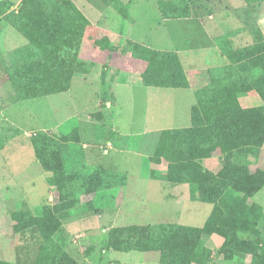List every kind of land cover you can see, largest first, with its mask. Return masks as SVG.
Returning a JSON list of instances; mask_svg holds the SVG:
<instances>
[{"label":"trees","instance_id":"1","mask_svg":"<svg viewBox=\"0 0 264 264\" xmlns=\"http://www.w3.org/2000/svg\"><path fill=\"white\" fill-rule=\"evenodd\" d=\"M104 1L119 6L117 0ZM9 3L0 0V5L6 8ZM119 11L129 17L123 6ZM6 18L14 31L27 40L0 54L18 98L34 99L67 91L89 26L86 15L73 0H22L20 9ZM135 53L148 62L143 76L145 85L190 86L175 51L136 44ZM229 59L230 63L224 67L199 71L200 87L195 92L197 104L192 108V126L164 130L156 154L151 157L157 164L163 158L169 161L167 173L159 174L153 169V178L187 184L193 199L213 204L212 214L203 227L180 223L134 226V248L159 251L162 264H203L209 253L206 228L222 238L220 253L228 260L251 256V264H264V238L259 231L263 206L249 203L252 194L264 185V170L258 167L264 147V105L244 108L240 103V98L250 93L259 94L264 101L263 33L257 32L251 45L232 51ZM31 138L37 157L49 173V184L62 192L80 178L81 170L68 172L64 167L61 138L44 130L33 132ZM216 153L223 155L217 174L203 164L205 158ZM100 170L93 171L89 185L81 187L85 193L100 187ZM74 203L75 199L53 208L44 205L37 216L28 217L29 213L24 211L13 214L18 221L16 231L38 227L43 237L39 249L41 263H47L46 257L55 253L57 257L48 263L80 264L53 238L61 225L59 214ZM0 264L8 263L0 260Z\"/></svg>","mask_w":264,"mask_h":264},{"label":"crops","instance_id":"2","mask_svg":"<svg viewBox=\"0 0 264 264\" xmlns=\"http://www.w3.org/2000/svg\"><path fill=\"white\" fill-rule=\"evenodd\" d=\"M73 1L86 15L89 20V26L85 31L78 52L75 72L67 91L34 99L21 100L18 98L17 92L9 80L2 61H0V260L8 264H27L25 259L28 258L31 244L35 243L38 251L43 244V237L37 226L16 231L15 225L18 221L13 217V214L18 211L28 212V217L30 215L37 216L40 214L35 213L34 210L42 208L44 205H50L53 208L65 200L75 199L76 203L64 208L61 214H59L61 225L54 233L53 238L80 264H100L99 260L103 253L101 251H92L98 245L93 244L91 239L99 241L98 243L101 246L102 242L104 243L108 237L105 235L106 231L112 227L181 223V220H177L176 217L172 219L175 221L169 220L168 217L165 219L166 221L150 223L137 206V203L146 199L142 195H137L138 192H142L141 189L133 193H127L126 182L121 187L117 183L113 185L110 182L112 177L118 178L119 174H123V172L113 167L115 164L114 159L108 156L116 144L110 138V130L117 128V124L114 123V127L111 129L106 124V113L113 108L114 104L119 106L123 103L120 99L123 94L128 98L129 103L132 104V109L135 110V105L138 102L136 89H142L143 87L144 90H141L140 94L147 98L148 105H144L143 103L140 105L144 107L142 119L147 123L150 102L152 99H158L162 93L156 89L170 91L184 89L189 94L191 93L195 100L189 110L188 123L184 125L174 123L172 126L162 129L191 127L192 108L197 104L195 92L200 87L198 79L199 71L221 68L228 65L230 63L229 54L232 51L251 45L255 41V34L257 32H262L264 35V0H228L224 2L216 0L217 2L214 1L213 3L200 0L198 4L190 7L189 12H186V4L183 3L179 6L183 1L186 3L185 0H178L177 3L175 2L176 0H117L119 6L112 3L111 5L104 0ZM120 6H123L128 11L129 17H126L119 11ZM133 9L136 10V13L133 12ZM139 9H143V11L139 12ZM148 9L151 10L148 11ZM178 10H182V12ZM114 11L122 17L129 19L134 26H137L139 23L151 25L158 22L159 25L164 26L165 34L162 38H159L160 40L153 41H150V35L148 34L142 40L133 39L132 36L127 37L117 34L110 25L115 18ZM150 17L155 18L149 19ZM171 25H184V27H187L184 32L188 40L185 42V35L173 31ZM193 32H196L201 39L194 40L193 38L196 34ZM115 35L132 41L131 51L128 53V56L119 52L121 45L117 42ZM158 41H166L168 46H162ZM136 44L160 51H175L186 70L190 86L188 88H164L145 85L143 76L148 67V62L139 55L136 56ZM111 51L115 52V54L110 53ZM105 52L110 56H106ZM219 57L223 59H219ZM134 72L137 75H134ZM9 83L11 87L8 85ZM88 83H91V85H88ZM93 83H100L102 86L94 92L96 97H98L97 102L88 107L89 111L87 115L80 111L74 113L77 97L80 95L84 96V93L80 92V88L84 84L85 87H92ZM88 90L90 91V87ZM168 93L170 96L178 94V92ZM61 94L69 95V104L67 106L71 107V110L68 111L69 113L66 114L64 119L57 120L55 128L43 127L40 129L44 131L54 129L53 134L57 138H61L60 151L65 169L68 172L76 170H81L82 172L80 178L72 181L62 192L54 185L49 184V173L42 166L40 159L36 155L31 137L37 129H33L32 133L27 134L31 151L29 155H25L27 158L23 159L25 164L22 166L23 171L20 172L27 175L23 183L16 179L19 173L15 170V166L17 165L15 162L19 157L21 158L24 155H13V152L1 155L3 148L6 145H10L5 142L1 134V125L4 124V120L7 121L8 117L11 118L10 114L6 113V111H11L14 106L23 101L50 98ZM240 103L244 108L264 105L262 97L257 93L242 96ZM56 108L60 113L62 106L57 105L54 109ZM59 113L55 115H59ZM31 118L35 119L36 114L32 113ZM173 122H176V120L173 119ZM138 137L140 138L139 140L137 139ZM160 137L156 139L158 144ZM119 138L123 140L122 143L125 150H129L130 144L136 146L137 143H144L142 135L139 133H121ZM134 138L135 143H131V139ZM16 139V137H13L11 141L13 150L17 147L15 146ZM89 140H94L96 144L90 143ZM97 146L102 150V156L96 150ZM261 151L258 163L259 168L264 167V147ZM218 156L223 161L222 153H216L208 158L215 161V158ZM208 158L203 160L206 168H208L207 161L210 160ZM71 162L75 163L74 167H68L67 164ZM158 166L160 165L158 164ZM98 168L102 169L100 170L101 173H99L101 175V181H99L100 187L97 190L85 193L86 190H82L81 187L84 184L89 185L91 173ZM153 169V162L151 161L150 172L146 175V178L166 184L151 188L152 190L148 193L156 196L148 198L151 202L183 201L185 202L184 206L189 207L190 203L199 201L192 198L189 185L155 179L151 176ZM167 171H163V173H167ZM85 180H87V183H85ZM112 186L118 188L117 195L115 196L111 195L109 189ZM106 192H110V194L108 193L107 196L101 195V193ZM262 197V201H259V203L264 206V195ZM98 203L107 205L101 207ZM121 214H123L124 220L130 219V221L120 222ZM132 218H135L137 221L132 222ZM77 232H80L81 235L83 234V237H86L87 241L92 244V249H90L91 251L88 254L85 253V250L88 249L87 247L80 250L82 257L79 253L76 254L75 251H72L75 242L72 243L71 240H74V237H76L75 233ZM107 251L109 260H115L118 263V259H121L122 262L120 261V264H160L159 251H138L137 249V251H133L131 254L113 248H109ZM150 252H154L156 255V263L151 259L144 261L143 258L138 259L132 256L130 260L127 258L132 254L139 255L140 253ZM109 263L111 262L109 261Z\"/></svg>","mask_w":264,"mask_h":264},{"label":"rangeland","instance_id":"3","mask_svg":"<svg viewBox=\"0 0 264 264\" xmlns=\"http://www.w3.org/2000/svg\"><path fill=\"white\" fill-rule=\"evenodd\" d=\"M186 3L183 1L179 6H181L183 3L186 4V12H189L190 7L194 6L195 4H198L200 0H185ZM204 2L210 1L213 3L216 0H203ZM228 1V0H221V2ZM8 8H6L5 5H0V54L7 53L8 51L14 50V48L23 45L27 40L22 38L10 25L8 22L6 16L10 13H15L17 10L20 9L22 5V0H9ZM176 3L178 0L175 1ZM180 3V2H179ZM140 10V11H139ZM137 11L142 12L143 9H139ZM151 9H148V11ZM177 10V9H176ZM132 11V10H131ZM179 12H182V10H178ZM174 11V12H178ZM133 12L136 13V10L133 9ZM185 12V11H184ZM115 18L112 20V23H110L113 30L120 35H124L127 37L132 36L133 39L136 40H142L143 37H145L147 34L150 35V41L153 40H160L159 38H162L165 34V29L163 25H159L158 22H155V24L151 25H144V24H137V26L133 25L129 19H126L119 15L116 11H114ZM155 17H150L149 19H152ZM152 21V20H151ZM155 21V20H154ZM191 26V25H190ZM153 27V28H152ZM172 30L176 33H179L181 35H185V42L188 40L186 38V34L184 32L185 28L184 25H171ZM152 28V29H151ZM189 28V27H188ZM196 35H194L195 39H201L200 36L197 35L196 32H193ZM116 36V35H115ZM117 42L121 45V49L119 52L124 54L125 56H128V53L131 51L132 47V41H128L127 39L123 37L116 36ZM154 43V42H153ZM162 46H168L166 41L160 42L158 41ZM156 44V43H155ZM159 45V44H156ZM112 54H115V52H110ZM106 56H110L108 53L105 52ZM219 59H223L222 57ZM134 75H137L136 72H134ZM10 87V83L8 84ZM88 85H91V83H88ZM90 87V91L88 90ZM100 83H93L92 87L88 86L85 87L82 86L80 88V92L84 93V96L80 95L77 97L76 100V106L74 108V113L81 112L85 115L88 114V107H90L92 104L96 103L98 100V97L94 94L95 91L99 90ZM144 90L137 88L136 92L137 95V104L135 105V110L132 109V104L129 103L128 98L123 95H121V100L123 103H121L119 106L116 104L113 105V108L111 110H108L106 113V124L108 126L114 127V123L117 124V128L114 130H110L111 132V139L115 141V148L111 151V153L108 155L110 157H113L115 164L113 167H116L119 169L120 172H123V174H119V177H112L111 181L113 185L116 183L121 187L125 182L127 184V193H133L134 191L141 189L142 192H138L137 195H142L146 197L145 200L137 203V206L139 207V210L142 211L143 215L148 219L150 223H154L157 221H166L165 219L168 218L171 221H175L172 219L181 220L180 224H185L189 226H195V227H203L208 222L210 215L212 214L213 210V204L209 202H202V201H194L193 203H190L189 207L184 206L185 202L183 201H164L163 203H155L151 202L148 198L150 197H156L153 196V194H149L148 192L151 191L152 187L159 186L166 184L164 182H156L152 181L148 178H146V175L149 174L150 168H151V160L150 157L154 156L158 147L157 137L161 136V133L164 131V128H167L168 126H172L174 123L177 125H184L188 123V119L190 116L189 110L191 109L192 104L195 102L193 95L188 93L187 90L184 89H178L175 91L165 90V89H156L159 92H162L158 99H152L149 105V118L147 123L144 122L143 114H144V107L140 104L148 105L147 104V98L142 96L140 94V91ZM168 92H178L176 96L172 95L170 96ZM69 95L67 94H61L59 96H54L50 98H43V99H36L33 101H23L18 103L16 106L12 108L11 111H6V113H9L11 118L8 117V120H4V124L1 125V134L3 136V139L6 143L10 145H6L3 150L1 151V155H6L8 152H13V155L22 156L19 157L18 160L15 162L17 165L15 166V170L18 171L19 176H17V181L23 183V181L26 178V173H22L20 171H23L22 166L25 164L23 159L27 158L25 155H29V152L31 151L30 147V141L28 137V133H32L33 129H37L35 131L41 130L40 128L43 127H54L57 124V120H62L65 118L66 114L69 113L68 111L71 110V107H68L69 104ZM57 105L62 106V109L60 110V113L58 112V109H54ZM54 109V110H53ZM53 111V112H52ZM36 114V118H31V114ZM59 113V115H55ZM19 116V117H18ZM173 119L176 120V122H173ZM163 128V129H162ZM53 130H47L50 134H53ZM139 133L142 135V138L144 140V143H137V145L130 144L131 147L129 150H125V147L123 146V140L119 138L121 133ZM163 134V133H162ZM13 137H16V145L17 147L12 148V139ZM2 139V138H1ZM140 139L139 137L137 138ZM3 140V141H4ZM90 143L96 144L94 140H89ZM135 143V138L131 139V143ZM19 143V144H18ZM123 149V150H121ZM96 150L98 153L102 156V150L99 146L96 147ZM210 159V158H208ZM215 161H212L211 159L207 161V167L212 169L216 174L220 172L222 167V159L220 156L215 158ZM72 163V164H71ZM70 164H67L68 167H74L75 163L71 162ZM158 164L160 166H158ZM153 162L154 170H157L159 174H162L163 171L168 170L169 161L166 158H163L160 163ZM71 169V168H70ZM264 170V167H260L259 170ZM263 172V171H262ZM125 173V174H124ZM126 177V178H125ZM150 178V177H149ZM113 187V186H112ZM110 187L111 195L115 196L117 195L118 188L116 187ZM264 185L258 192H254L252 196L249 198V203H259V201H262V196L264 195L263 192ZM101 193L103 196H107L108 193ZM262 194V195H261ZM158 196V194H156ZM115 199V198H114ZM108 200V199H103ZM264 202V199H263ZM98 205H101L103 207L104 205L102 203H98ZM261 205V204H260ZM160 206V207H158ZM263 206V205H262ZM189 208V209H188ZM42 208H38L34 210L35 213L41 214ZM263 222L262 225L259 226V231L262 233L261 237L264 238V206H263ZM176 220V221H177ZM122 221H130V219H125L123 214H121L120 222ZM131 221H137L135 218H132ZM149 224H146L144 226H147ZM134 226H141V225H129V226H117L112 227L108 231H106L105 235L108 236L106 238V241L100 246L99 241H92L93 244H97L98 246H95L93 249L91 248L92 244L89 243L86 239V237H83V234L81 235L80 232L75 233L76 237H74V240H71V242H75L74 246L72 247V251H75L76 254H80L82 257V254L80 253V250L82 248H88L85 250V253L88 254L90 249L92 251H101L102 257L99 260L100 264H120L121 259H118V263L116 261L109 260V256L106 252L107 249L113 248L115 250H119L122 252H129V254L133 253V251H137L135 249L134 241L132 240L135 237V229ZM116 229V230H115ZM113 232V236L111 235V232ZM206 231L209 232L207 238H206V248L208 250V255L206 256L203 264H237L240 262V264H251V256L247 257L246 259H242L239 257L237 260L232 261L228 260L223 254L220 253V248L222 244V238L215 232L210 231L208 228H206ZM126 235L122 236L121 234ZM115 234V235H114ZM82 236L80 238V236ZM114 236H116L114 239H112ZM90 241V242H91ZM101 242V240H100ZM100 246V247H99ZM40 251V250H39ZM38 251V248L36 247L35 243L31 244V250L29 251L28 258L25 259L27 264H43L40 261V252ZM139 251V250H138ZM157 252V251H156ZM59 253V252H58ZM159 262L161 263V253H159ZM213 254V256H210ZM132 257L143 258L145 261L146 259H151L156 263V255L154 252L150 253H140L129 255L127 258L128 260L132 259ZM57 257V254L52 253L51 255H48L46 257L47 263L54 258ZM43 258V257H42ZM45 259V258H44ZM122 262V261H121ZM46 262L44 264H47ZM50 264V263H48ZM146 264V263H144Z\"/></svg>","mask_w":264,"mask_h":264}]
</instances>
